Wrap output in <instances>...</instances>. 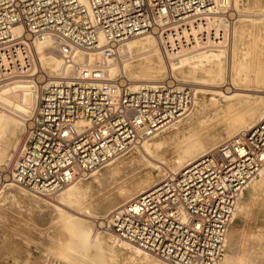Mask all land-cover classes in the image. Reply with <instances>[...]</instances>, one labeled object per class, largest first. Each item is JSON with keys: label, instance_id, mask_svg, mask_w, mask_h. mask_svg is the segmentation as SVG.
I'll return each mask as SVG.
<instances>
[{"label": "built area", "instance_id": "obj_1", "mask_svg": "<svg viewBox=\"0 0 264 264\" xmlns=\"http://www.w3.org/2000/svg\"><path fill=\"white\" fill-rule=\"evenodd\" d=\"M233 0H0V87L29 83L35 95L7 178L52 197L185 117L194 93L173 77L130 91L109 80L103 58L152 34L165 60L228 47ZM51 38L68 79L48 80L35 42ZM264 167V117L153 189L119 206L101 228L164 264H218L238 200Z\"/></svg>", "mask_w": 264, "mask_h": 264}, {"label": "bare ground", "instance_id": "obj_2", "mask_svg": "<svg viewBox=\"0 0 264 264\" xmlns=\"http://www.w3.org/2000/svg\"><path fill=\"white\" fill-rule=\"evenodd\" d=\"M80 1L83 2L84 0ZM238 2V0H233L232 3L233 7L237 8V10H239ZM244 16H242L240 11L238 17L236 15L237 19L230 27V42L225 49L202 50L185 55L177 61H168L162 56L156 38L152 34H146L126 41L118 47L112 57L103 58L100 53L95 50L85 57L79 54L75 61L89 63L91 66L102 64L101 68L105 71L109 80L123 78L121 82L124 81L125 86L133 92L143 86L155 85L163 81L166 77L171 76L179 84H183L182 81L187 79L188 76H191L193 82L199 87H197L196 90H194L196 86L192 88L195 93L198 92L203 95L207 93L211 94L213 97L210 101L213 105H215V102L217 103L214 108L215 115L223 114L228 117V121L224 128V132L228 138L221 141L224 142L233 138L240 132L254 128L264 117V95L256 97L255 102L251 106H246L248 97L241 94V92L239 93L240 90H244V87H249L248 83L252 82L249 76L250 70H252L253 79H256L254 81L255 83L262 82L264 74V61H262L264 57L262 52L263 47L254 42L256 37H259L262 33L264 34V20L257 24L253 23V26H249L242 21V17ZM35 49L40 68L48 75V80L57 81L62 78L68 79L73 75L72 67L63 65L58 53L53 49L51 38L43 37L38 39L35 42ZM118 55L121 59L119 63L114 62ZM133 60L137 61L134 65L132 64ZM184 69H187V75H184ZM243 92L245 93V91ZM11 97H15L16 100L10 99ZM214 97H218V99ZM34 101V92L26 81H16L0 87V103L10 106L9 112L5 109L6 107L3 108L5 105L2 108L0 106V168L10 159L12 149L14 150L16 148L21 128L24 126L26 127L27 124L22 121H27V119H23L29 116ZM195 104L197 103L194 101L193 107ZM193 113L194 112L188 113L186 117H183L184 119L181 118L165 128L175 130V132L172 133L173 135L167 136L165 139L163 137V139L157 143H150L149 140L159 134L160 131L144 140L140 146H137L134 151H136L140 159L136 165L132 164L134 166H125L120 161L114 162L117 159L112 160L106 165L108 167L102 173L95 174L99 171L98 170L91 174L94 176L90 183H99L102 184V186L106 185L109 187L111 184L117 183L128 172H133L140 166L152 165L148 159H157L170 145L176 144L180 146V151L177 153L172 166L168 168V171L172 174L178 173L199 160L218 144L207 151L204 150V147L209 145L210 141L204 140V143H202L198 138V132L203 125L202 122L195 123L191 121L185 132L182 131L183 129L179 131V123L186 118V122L190 121ZM179 139H181V144L178 142ZM11 141L13 142L12 146ZM152 166L155 167L154 165ZM158 169L161 170L160 168ZM258 177L259 179L255 183H252V181L246 186L238 200L235 211L242 212L253 195L264 188V167L259 172ZM1 181L4 182L3 188L10 191L7 196L11 197V192H15L17 195L21 194L26 198H28V196L29 198L32 197L34 201L35 199L39 200L40 203L47 206L49 217L51 216L50 218L53 222H63V228L65 232H69L72 235V242L75 246L84 251L92 249L91 242L97 239L98 234L91 236L89 233L90 228L86 231L79 229L77 224H80L81 220L77 217H72V215H67V213L60 208L61 205V207L68 206L80 210L82 200L89 194L87 186L81 183L80 185H75L76 181H74L63 188L62 190H65L62 193L58 194L62 190L56 193L58 195L55 198L52 197L56 194L52 197H47V199L46 197L45 199H41V196L29 193L12 182L10 178H7V175L3 176ZM154 182L155 181L152 180V173L149 172L141 178L140 183L127 184V186L120 187L115 194H108L110 195V197L107 196L108 199L101 201L97 205L91 206L90 211L94 215H105L107 211L118 204L123 203L122 205H124L134 200L139 195L153 189L156 185ZM97 192L98 191H95L94 193ZM3 195H5V193ZM105 217L106 216H104V218ZM104 218L101 216L98 220H103ZM101 224L100 222L98 225ZM227 233L225 242L226 247L232 241V232L229 231ZM103 234H106L109 242H115L124 248L132 250L135 254L142 255L147 264H155L157 262L164 264L157 258L153 259L154 257H152L151 254L116 235L114 236L113 233V235L109 233ZM103 246H105V248L108 246L111 248L113 247L110 244H105ZM66 247H68V245L63 246V250L66 249ZM93 253L96 259L100 258L97 253L94 251ZM93 253H91V255H93ZM223 258L218 264H232L233 258L231 256H225Z\"/></svg>", "mask_w": 264, "mask_h": 264}, {"label": "rangeland", "instance_id": "obj_3", "mask_svg": "<svg viewBox=\"0 0 264 264\" xmlns=\"http://www.w3.org/2000/svg\"><path fill=\"white\" fill-rule=\"evenodd\" d=\"M238 1L239 10L233 7L235 19H237L240 11L242 16L245 15L242 17V21L249 26H253V23L257 24L264 20V0ZM254 42L263 47L262 52L264 55V34L262 33L259 37H256ZM119 55L117 56L119 60L115 58L114 62H121ZM262 61H264V57ZM136 63L137 61L133 60L132 64L134 65ZM187 74V69H184V75ZM249 76L250 81H252L248 83L249 87H244V90L239 91V93L241 92V94L248 97L246 106H251L255 102L256 97L264 95V74L263 80L261 79L262 82L259 83L254 82L256 79H253L252 70L249 71ZM185 80L182 81L183 85L186 84L191 87V89L196 86L191 76H188ZM197 87L198 86H196L194 90H196ZM194 90V101L197 104H195L190 111L194 112L193 116L190 121L186 122V118L179 123V131L183 129L182 131L185 132L191 121L195 123L202 122L203 125L198 132V138L202 143H204V140L210 141V144L204 147V150L207 151L228 138L224 132L228 117L223 114L215 115L214 108L217 103L215 102V105H213L210 101L213 97L211 94L207 93L203 95L202 93H195ZM243 91H245V93ZM214 98L218 99V97ZM10 99L16 100L15 97H11ZM4 105L0 103L1 108ZM8 106L9 105H5L3 108L6 107L5 109L9 112L10 106ZM28 117L29 116L25 117L23 120L28 119ZM22 122L27 123V121ZM24 128L25 126L21 128L18 138L19 141L16 144V148L14 150L12 149L10 159L0 168V264H147L142 255L135 254L132 250L124 248L115 242H109L106 234L103 233H112L105 231L101 228V225H98L101 222V220H98L101 216L104 218V216H107L123 203L113 207L107 211L105 215H94L91 213L90 209L91 206L97 205L101 201L108 199L111 194H115L120 187L127 186V184L130 183H140L141 178L149 172L152 173V180L155 181L154 184H157L166 174L171 173L168 171V168L172 166L177 153L180 151V146L176 144L168 146L157 159H148L155 167L148 164L140 166L133 172H128L125 175L122 173L124 176L117 183H113L109 187L106 185L102 186V184L99 183L91 184L90 181L94 175H90L86 179L75 182V185H80V183L82 185L84 184L88 187L87 190L89 191L87 197L82 200L80 210L68 206L61 207V205L60 208L66 212L67 215H72V217H77L81 220V223L77 224L79 229L86 231L90 228L89 233L91 236L98 234L97 239L91 242L92 249L84 251L73 244L72 235L69 232H65L63 222H53V220H51V216L49 217V210L45 204L40 203L37 199L34 201V198H29V196L26 198L21 194L17 195L15 192H11V198L7 196L10 191L3 188L4 182L1 181V178L7 175L9 164L20 144ZM174 132L175 130L164 129L159 134L152 137L149 142L157 143L161 141L163 137L165 139L167 136L173 135L172 133ZM178 142L181 144V139H179ZM12 145L13 142L11 141V146ZM116 159L117 160L114 162L120 161L125 166H134L139 162L140 157L136 151L132 150L127 155ZM107 167L108 166L104 167L95 174L102 173ZM258 179L259 177L252 183H255ZM64 190L58 194L62 193ZM95 191L98 192L94 193ZM4 193L5 195H3ZM58 194L52 198H55ZM40 198L45 199V197ZM229 231L232 232V241L227 247L225 246L223 257L231 256L233 258L232 264H264V188L253 195L242 212L235 211L228 232ZM105 244H110L113 247L111 248L108 246L105 248V246H103ZM65 245H68V247L63 250V246ZM93 251L99 255V259L94 257ZM91 253H93V255H91ZM153 259H156V257ZM155 264L161 263L157 262Z\"/></svg>", "mask_w": 264, "mask_h": 264}]
</instances>
